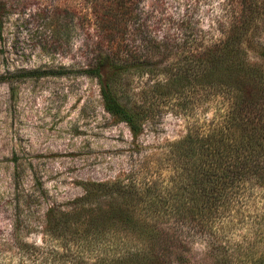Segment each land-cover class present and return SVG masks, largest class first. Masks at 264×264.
Masks as SVG:
<instances>
[{
    "label": "trees",
    "instance_id": "1",
    "mask_svg": "<svg viewBox=\"0 0 264 264\" xmlns=\"http://www.w3.org/2000/svg\"><path fill=\"white\" fill-rule=\"evenodd\" d=\"M141 1L76 0L79 16L89 19L103 43L82 72L97 79L105 111L126 123L134 137L161 106L194 117L219 100L225 112L209 129L196 128L172 144L180 169L171 201L128 177L86 184L72 210L50 211L45 233L54 245L15 238L22 264H177V255L189 250L198 233L212 235L217 223L245 216L243 208L264 193V43L256 33L264 29V6L260 0H236L222 40L199 44L190 35L179 41L180 53L164 62L166 42L142 34L138 25ZM5 8L0 4V33ZM247 49L262 61L252 62ZM262 201L264 210V194ZM260 229L263 251L238 264H264V213Z\"/></svg>",
    "mask_w": 264,
    "mask_h": 264
},
{
    "label": "rangeland",
    "instance_id": "2",
    "mask_svg": "<svg viewBox=\"0 0 264 264\" xmlns=\"http://www.w3.org/2000/svg\"><path fill=\"white\" fill-rule=\"evenodd\" d=\"M234 2L142 0L138 25L142 34L166 42L164 62L171 61L180 53L179 41L190 35L200 38L199 44L222 40ZM260 3L264 6V0ZM0 4L6 6L0 33V262L22 264L15 238L54 245L45 233L50 211L72 210L86 184L131 178L141 189L151 188L156 197L171 201L180 169L172 144L196 128L209 129L224 110L219 111V100L199 108L194 117L161 106L134 137L126 123L105 111L97 79L82 72L103 43L89 19L79 16L76 0ZM256 33L264 43V29ZM247 50L252 62L262 61L255 50ZM143 81L133 88L138 91ZM261 193L243 208L242 220L234 215L217 223L214 234L198 233L176 263L238 264L257 258L263 251L258 241ZM221 243L227 249L219 248Z\"/></svg>",
    "mask_w": 264,
    "mask_h": 264
}]
</instances>
